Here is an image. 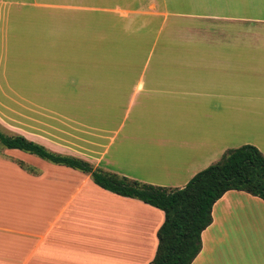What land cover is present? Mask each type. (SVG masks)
Returning <instances> with one entry per match:
<instances>
[{
    "label": "crops",
    "instance_id": "0c3cea01",
    "mask_svg": "<svg viewBox=\"0 0 264 264\" xmlns=\"http://www.w3.org/2000/svg\"><path fill=\"white\" fill-rule=\"evenodd\" d=\"M250 1L261 2L264 9V0ZM174 2L180 12H168V3ZM242 2L0 0V49L10 31L9 5L33 9L14 13L33 21L21 33L26 40L24 63L16 65L13 54L2 55L0 97L7 91L25 99L134 101L141 94L163 99L145 102L151 107L160 104L163 120L132 124L113 160L106 155L117 130L110 138L102 136L108 128L92 125L91 119L97 111L104 112V119L108 111L89 107V101L66 103L55 113L70 116L67 119L82 116L73 120L82 136L60 135L57 131L73 127L66 122L45 124L37 115L30 121L19 120L17 134L94 168L173 189L183 188L237 145L254 146L264 156V33L243 25L264 19L238 15ZM170 13L198 22L172 21L164 34H193L192 40H169L165 35L167 41H159ZM145 34L153 35L149 42ZM39 50L45 52L39 56ZM193 51L201 52L191 56L200 62L225 64V79L168 73L166 67L191 65L186 63ZM208 51L211 57L204 58ZM236 51H241V58H236L240 56ZM38 66L45 67L39 71ZM237 73L242 78L239 91ZM84 117L88 121L83 122ZM5 154L18 161L0 158V264H149L153 260L162 211L106 191L80 171L47 164L18 150L7 149ZM211 217L201 233V251L191 264H264L263 200L228 191L213 205Z\"/></svg>",
    "mask_w": 264,
    "mask_h": 264
},
{
    "label": "trees",
    "instance_id": "16d2710c",
    "mask_svg": "<svg viewBox=\"0 0 264 264\" xmlns=\"http://www.w3.org/2000/svg\"><path fill=\"white\" fill-rule=\"evenodd\" d=\"M0 146L80 171L106 191L162 211L164 221L157 231V248L149 264H191L201 251V233L211 224L212 207L226 192H245L264 201V156L251 145L226 150L217 162L193 176L183 188L174 189L94 168L85 160L50 151L1 129Z\"/></svg>",
    "mask_w": 264,
    "mask_h": 264
},
{
    "label": "rangeland",
    "instance_id": "374dc122",
    "mask_svg": "<svg viewBox=\"0 0 264 264\" xmlns=\"http://www.w3.org/2000/svg\"><path fill=\"white\" fill-rule=\"evenodd\" d=\"M16 2H21L22 0H15ZM168 12H180L181 10L178 9L179 6L177 5L176 2L174 3H168ZM244 5L239 8H237L238 15H243L244 17H249V18H259V19H264V9H262V3L258 1H250V0H243L242 4ZM256 5H260V7H257ZM264 7V3H263ZM8 10L11 12V16L9 18V24H10V31L6 35V50H3V47L5 45L1 44V49H0V65H2V55L7 54L10 58V55L13 54L15 57L12 58L13 62L18 65V64H23L24 61L21 60L24 56L21 54L24 51L25 44L24 41H26L24 38V34L21 35L22 31L25 32V27L29 26V22L32 23L33 18H30L29 16H21L16 13V11L21 10L23 11H33L31 7H25L22 8L21 6H18V4H13L9 5ZM40 10V9H37ZM49 9H44L40 11H48ZM50 11V10H49ZM171 14V13H170ZM166 27L164 32L161 34L159 41H167L165 38V35L167 38H170L169 40H179L188 38L189 40L193 39V34H179L175 32H170L168 34H164L169 30L168 25L172 21H181L185 22L187 24L194 25L195 22H198L196 19H183V18H176L174 15H169L168 18L166 19ZM27 24L26 26L23 27V23ZM244 26H248L252 28V31L255 32H263L264 33V22H254L250 21L248 23L243 24ZM144 38L149 42L152 38V34H145L143 35ZM240 39V37H238ZM198 40V39H197ZM243 40V38H242ZM241 40V41H242ZM239 41V40H236ZM39 50V56L42 52H45L44 50L41 51ZM190 56L191 61H189L186 64H190V62H193L191 65H177V66H169L166 67L168 70V73H176L180 75H200V76H209L212 78H217V76H222L225 79V75L227 73V66L224 65H216L215 62H212L213 60H207L204 63L200 62L198 59H193L192 57H196V54L202 55L201 52L199 51H193ZM240 53V56H237L236 58H241V51H236ZM24 51V55H25ZM209 51L206 53V55H203L204 58H210L211 55H209ZM38 54L36 53V56ZM192 56V57H191ZM198 57V56H197ZM6 58V57H5ZM203 59V58H201ZM41 67L45 66H38L37 69L40 71ZM235 69H239V67H235ZM39 74V73H38ZM240 75V78H236V83H235V89L236 91L241 90V74L237 73ZM236 74V75H237ZM26 78V76L24 75ZM37 77H40L38 75ZM222 81V80H221ZM239 81V83L237 82ZM38 83V82H37ZM39 84V83H38ZM238 85V86H237ZM5 94L7 96L0 97V129L7 135H18L17 134V128L19 126V120H25V117H27V121H30V118L34 117L36 118L35 115L38 116V120L41 122H44L45 124H51L52 122H57L61 125H63L61 122H66L70 124L71 127L73 128H68L67 130H60L57 131L60 135H66L67 133L77 135V136H82L80 131L76 130L79 129L77 126L74 124L73 120L76 118H82V116L79 115H73V119H67V118H62L60 115L55 114L59 109H62L66 103L71 104V103H76V100L84 103L86 101H89V107H93L94 109H106L108 113L105 114L104 117V112L102 114L97 111V114L93 117L92 125L94 126H105V128H108L109 132L102 134L103 137L110 138L112 134L115 132V136L113 143L111 144L110 148L107 151L106 158L113 160L114 156L116 154V149L119 147L122 143L123 140H125L126 136H129L131 130H132V124L134 123H139V124H144L141 126H145L147 123H157L161 122L163 120V108L161 106H158L160 104L154 105V106H148L145 104V102L150 99L149 101H156V102H163V99L157 100L159 98L151 97L152 95H148L146 97V94H141L137 99L134 101H131L129 98L125 97H119V98H104V99H64V98H57V97H42V98H37V99H25V98H19L15 95H13L10 92L5 91ZM240 100V99H238ZM36 103V105L34 104ZM171 102H173V99H171ZM237 95H236V106L241 105V101L237 103ZM219 105H222L221 101L218 102ZM178 106V103L175 104ZM35 106L39 108H35ZM148 107V108H147ZM38 110L40 114H36L34 110ZM91 109V108H90ZM91 116V115H90ZM66 117V115H65ZM76 117V118H75ZM89 117V116H87ZM87 117L83 118L84 121H88ZM92 118V116H91ZM77 120V119H76ZM101 124L99 125V123ZM122 124V127L119 129V125ZM76 128V129H75ZM61 129V128H60ZM51 131V128H48V132ZM53 131V130H52ZM138 131H136L137 133ZM66 137V136H65ZM239 141L242 140L241 136H239ZM102 141V140H100ZM241 145H237L234 148L240 147ZM5 150L7 149L2 148L0 146V158H6V159H11V160H16L13 158V156H8L5 154ZM24 153V152H23ZM28 156L27 153H24ZM34 157V156H33ZM35 159H38V157ZM18 161V160H16ZM47 163V161L45 162ZM49 163V162H48ZM47 163V164H48ZM50 164V163H49ZM30 168V167H26Z\"/></svg>",
    "mask_w": 264,
    "mask_h": 264
}]
</instances>
